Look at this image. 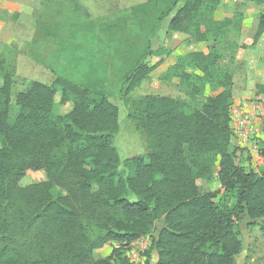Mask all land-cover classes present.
Listing matches in <instances>:
<instances>
[{
	"label": "trees",
	"instance_id": "16d2710c",
	"mask_svg": "<svg viewBox=\"0 0 264 264\" xmlns=\"http://www.w3.org/2000/svg\"><path fill=\"white\" fill-rule=\"evenodd\" d=\"M151 1L112 21H139L155 11ZM180 1L166 41L183 33L207 52L177 54L161 78H177L192 100L207 89L214 94L201 108L168 95L130 97L172 49L161 48L156 63L138 61L124 75L121 97L146 133L149 152L125 158L123 169L113 142L119 109L95 72L82 84L32 80L13 99L14 67L0 57V264H132L126 250L145 235L152 238L154 264H236L237 220L245 215L264 232V173L235 161L232 75L218 66L223 53L215 46L241 28L244 15L217 18L223 0ZM167 15L162 11L158 19ZM258 21L253 43L242 47H253L264 33V11ZM237 48L229 43L230 51ZM256 90L264 92V83ZM56 94L69 106L66 113L55 112ZM262 132L257 149L264 158V121ZM215 164L221 195L201 193L197 179H210ZM29 170L45 172L46 179L21 185ZM110 242L118 246L95 258Z\"/></svg>",
	"mask_w": 264,
	"mask_h": 264
},
{
	"label": "rangeland",
	"instance_id": "374dc122",
	"mask_svg": "<svg viewBox=\"0 0 264 264\" xmlns=\"http://www.w3.org/2000/svg\"><path fill=\"white\" fill-rule=\"evenodd\" d=\"M151 3H153L155 11H148L146 16L141 17L137 22L125 19V21H118V23H114L115 21H107V23L94 21L92 24L84 15L83 17L72 18L70 15L64 14L63 18L65 19H61L62 17H56V14L54 16L49 15L44 10L42 16L37 19L36 31L32 34V37L34 36L33 41L28 39V34H19L15 42H12L16 46L15 48L4 46L0 42V57L6 61L9 67H14L13 99L32 80L50 84L56 77H63L82 84L84 80L89 79L84 78L87 73L95 72L97 74L109 100L119 109V128L113 136V142L121 159L120 169L124 168L123 161L125 158L136 155L145 156L149 152L146 133L136 120L128 116V105L121 97L127 86L124 75L138 61L149 63L159 61V57L163 54L159 53L160 49L166 46L170 47L172 44V42L166 41L168 21L182 4L180 0H153ZM57 8L60 11L59 6ZM237 10L243 11L246 14L245 21H250V25H252L253 21H258L259 13L264 11V3L250 0H223L216 17L220 19ZM162 11H168V15L160 20L158 18ZM66 13H68L67 6ZM237 13L239 12L237 11ZM29 24L30 22L27 20L22 22V32L28 28ZM12 35L11 32L5 33L3 27L0 28V37L6 38ZM25 36L26 38H24ZM172 46L174 48H171ZM172 46L170 48L173 52L183 54L189 50L200 48V43H196L189 37L185 38L181 34ZM254 48L255 45L243 47L247 51ZM260 49L261 51L264 50V43ZM173 56L171 53L169 57L166 56L168 60L159 64L150 73L149 78L143 80L128 96L168 95L192 101L201 108L206 96L212 95L214 92H209L207 89L192 100L186 88L178 83L177 78L171 80L161 78L169 61L176 58L172 59ZM250 57L252 56L246 58L249 59ZM259 60L250 62L254 65V67L252 66L253 69L257 68L256 71L263 74L260 64L264 66V63ZM238 69L241 70L242 68ZM87 76L90 77V75ZM241 77L240 71H237L236 79H241ZM68 108L67 104H60V95L56 94L55 112L63 114L67 112ZM14 110L15 106L11 108V115H13ZM263 121L264 116L258 122L260 131ZM262 138L263 132H260L250 142H239L236 139L231 141L232 149H236L235 161L246 171L264 173V158L259 156L257 149ZM212 171L213 175L210 179L199 178L197 185L201 193L218 192L221 195L222 188L218 180L217 164L212 167ZM45 179V172L29 170L19 183L29 185ZM159 225L160 222H156V227ZM235 229L242 241V249L235 257L236 264H264V232L260 226L242 215L237 220ZM151 242L152 238L148 240L138 238L135 244L131 243L128 246L126 255L132 264L155 263L156 252L151 248ZM116 246H118L117 243L110 242L96 250L94 257L107 256Z\"/></svg>",
	"mask_w": 264,
	"mask_h": 264
},
{
	"label": "crops",
	"instance_id": "0c3cea01",
	"mask_svg": "<svg viewBox=\"0 0 264 264\" xmlns=\"http://www.w3.org/2000/svg\"><path fill=\"white\" fill-rule=\"evenodd\" d=\"M145 1L146 0H0V28L3 27L5 33L11 32L13 34L6 38L0 37V42H2L4 46L15 48L16 46L12 44V42H15L19 34H28V39L33 41L34 36L32 37V34L36 31L35 26L37 25V19L42 16L44 10L47 11L49 15L52 14L54 16V14H56V17H62L61 19H65L63 18L64 14L67 16L70 15L72 18L83 17L84 15L90 22H105L114 20L122 11L128 10L130 7ZM58 6L60 11L57 8ZM66 6L68 13H66ZM237 11L244 14L241 28L230 33L225 41L215 45L216 48L223 53V57L220 59L218 66L230 72L232 75L233 107L237 106L242 101L250 99H259L260 105H262L264 104V92H258L256 90V85L264 81V73L259 74L256 71L257 68L253 69L254 65L250 61L255 62V60L260 59L259 61L264 63V50L261 51L260 49L261 45L264 43V33L257 40L255 44L256 49L254 48L250 51L243 49V45H251L253 43V37L259 21H253L252 25H250V21H245L246 14L241 10ZM237 11H234V13H237ZM91 13L97 14L92 15ZM71 19L68 20L71 21ZM25 20L29 21L30 24L28 28L22 32L21 24ZM72 20L74 21V19ZM181 34L185 38H188V35L177 32L174 33L169 41L172 42V44L176 43ZM24 38H26V36ZM230 42L237 44L238 48L234 51H230ZM172 44L170 45L172 46ZM171 48L174 47L172 46ZM200 49L207 52L206 45L200 44ZM231 53H233V57H230ZM177 54L178 52L175 53L172 50L171 55H174L172 59L177 56ZM247 56L252 57L247 59ZM167 60L168 59L165 61ZM171 62L172 60H170L168 64ZM260 65L264 72V66L262 64ZM238 68L242 69L239 70ZM237 71H240L242 75L241 79L238 80L236 79ZM259 121H261V118ZM150 237L149 235H145L140 237V239L146 238L148 240L151 239ZM135 242L136 240L131 243L135 244Z\"/></svg>",
	"mask_w": 264,
	"mask_h": 264
},
{
	"label": "built area",
	"instance_id": "2783aa9c",
	"mask_svg": "<svg viewBox=\"0 0 264 264\" xmlns=\"http://www.w3.org/2000/svg\"><path fill=\"white\" fill-rule=\"evenodd\" d=\"M262 116L264 104L260 105L259 99L245 100L235 107L231 106L229 111L231 141L236 139L239 142H250L256 135L262 133L258 124ZM254 147L256 148L255 145Z\"/></svg>",
	"mask_w": 264,
	"mask_h": 264
}]
</instances>
